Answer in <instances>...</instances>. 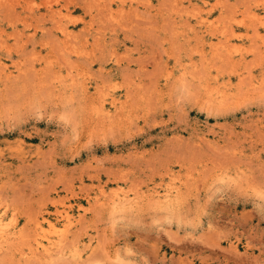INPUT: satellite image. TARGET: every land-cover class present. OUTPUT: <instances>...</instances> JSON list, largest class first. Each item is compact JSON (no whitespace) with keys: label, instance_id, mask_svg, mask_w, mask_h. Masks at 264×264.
I'll use <instances>...</instances> for the list:
<instances>
[{"label":"rangeland","instance_id":"1","mask_svg":"<svg viewBox=\"0 0 264 264\" xmlns=\"http://www.w3.org/2000/svg\"><path fill=\"white\" fill-rule=\"evenodd\" d=\"M0 219V264H264V0H0Z\"/></svg>","mask_w":264,"mask_h":264},{"label":"bare ground","instance_id":"2","mask_svg":"<svg viewBox=\"0 0 264 264\" xmlns=\"http://www.w3.org/2000/svg\"><path fill=\"white\" fill-rule=\"evenodd\" d=\"M162 196V195H161ZM165 196V195H164ZM127 197V196H126ZM118 199L120 202L124 201V198L121 197V196H118ZM131 200V199H130ZM114 201V200H113ZM118 201V200H117ZM134 201V200H133ZM68 220H69V217L67 216ZM4 226H3V223H2V220L0 219V237H4ZM8 235V234H7ZM41 246V245H40ZM43 247V245H42ZM44 248V247H43ZM44 250L46 251V248H44ZM34 253V252H33Z\"/></svg>","mask_w":264,"mask_h":264}]
</instances>
